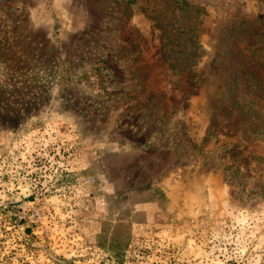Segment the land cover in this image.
Returning <instances> with one entry per match:
<instances>
[{"label": "rangeland", "instance_id": "1", "mask_svg": "<svg viewBox=\"0 0 264 264\" xmlns=\"http://www.w3.org/2000/svg\"><path fill=\"white\" fill-rule=\"evenodd\" d=\"M174 5L0 0V264H264V0Z\"/></svg>", "mask_w": 264, "mask_h": 264}, {"label": "trees", "instance_id": "2", "mask_svg": "<svg viewBox=\"0 0 264 264\" xmlns=\"http://www.w3.org/2000/svg\"><path fill=\"white\" fill-rule=\"evenodd\" d=\"M173 1H175L174 7H176V5L179 4V0H173ZM172 11L174 12V9ZM173 17H175V15H173ZM257 52H259V50L258 51H254L252 53L253 55H252L251 62L252 61H255L256 58H258V54L259 53L257 54ZM247 69L249 71H252L253 70L250 67H248ZM244 89H246V91H247L244 96H248L251 93V95L248 96L247 98L252 99V100H249V99L247 100V102H246V107L247 108L245 107L243 109L241 107V109L244 112L243 116H245V115H248L249 116L248 118H245L244 117L243 124L245 123V121L249 120V121H251L250 122L251 126L256 125L253 128L250 127L251 129L249 128L253 132V134H254V137H253V139L251 141L252 142L253 141H259V140H261V137L260 136L262 134H264V131H263L264 117L262 118L261 117V114H260V109L261 110H264V98H262V99H254V98H252V95H253L254 90L257 91V92L260 91V90H264V82H260V83L252 84V85L250 83H248V84L244 85ZM233 97H232V99H233ZM235 97H238V95H235ZM235 100H233V102H230V100H229V102L227 104H225V106H229V105H232L233 106L234 104H237V102ZM240 104H242V102L239 101L238 105H240ZM252 117H254V119H255L254 122H257L258 121V124H255L254 122H252V120H251ZM259 123H262V124H259Z\"/></svg>", "mask_w": 264, "mask_h": 264}]
</instances>
